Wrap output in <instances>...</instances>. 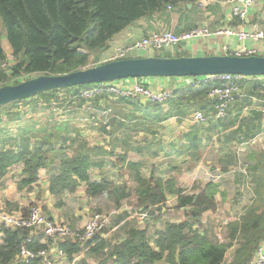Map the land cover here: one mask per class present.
<instances>
[{"label": "trees", "instance_id": "16d2710c", "mask_svg": "<svg viewBox=\"0 0 264 264\" xmlns=\"http://www.w3.org/2000/svg\"><path fill=\"white\" fill-rule=\"evenodd\" d=\"M188 2L0 0V87L22 82L12 79L25 73L67 74L104 63L100 62V53L107 50L114 36L126 27L154 14L168 13ZM4 38L16 62L11 68L1 71V65L6 61ZM183 53L177 52L175 56H183ZM259 78L253 76L241 81V95L230 104L224 118L215 117L218 102L209 96L219 82L205 81L204 77L196 78L194 84L174 89L172 97L164 104L106 94L85 100L80 96V90L87 86H79L48 90L0 106V187L6 186L13 167L21 165L22 172L14 187L18 191H33L40 182L41 170L45 169L47 188L52 195L74 192L85 184L88 197L107 195L119 206L131 195L130 188L103 173L100 179L92 177V171H102L106 159L113 152L102 147L100 142L92 144L84 135L86 130L83 132L78 125L79 119L86 117L98 122L99 135L111 138L119 132L157 136L165 121L176 118L182 122L198 111L204 112L208 120L202 125L208 121L209 125L202 128V125L190 123L182 140L172 144L175 156L167 153L171 159L185 160L188 157L199 160L207 142L236 145L251 141L264 131V80ZM254 97L261 103H255ZM36 98L45 108H57L68 103L70 110L65 119L46 125L34 120V124L11 127L10 124H16L22 116L20 106ZM246 110H249V115L241 117ZM106 111H109L107 115L102 114ZM121 146L126 147V153L130 150L142 152L141 146L132 147L128 141L122 140ZM160 153L161 150L153 152V156L158 157ZM227 156L235 155L230 153ZM250 161L247 178L242 173L239 177L247 184L252 200L238 217L226 224L225 241L212 235L204 223V216L218 209V195L226 196L220 183L207 181L202 187L186 192L172 180L146 179L139 171L141 164L131 163L129 166L135 171L134 178L138 184L135 194L141 211L151 212L156 206L161 209L171 195L177 198V207L186 210L185 219L164 223V228L156 230L153 236H150L149 228L126 222L123 236L115 243L98 234L85 244L66 240L59 245L70 261L89 246L87 251L99 256L97 264H252L264 242V151L252 150ZM22 212L27 214L28 210L22 209ZM123 218L120 216L118 221ZM1 231L0 264H41L40 258L29 263L18 258L23 246L35 251L47 248L41 237L29 240L31 232L26 228L4 226ZM234 245L235 253L228 260L227 252ZM78 264L90 263L84 259Z\"/></svg>", "mask_w": 264, "mask_h": 264}, {"label": "rangeland", "instance_id": "374dc122", "mask_svg": "<svg viewBox=\"0 0 264 264\" xmlns=\"http://www.w3.org/2000/svg\"><path fill=\"white\" fill-rule=\"evenodd\" d=\"M3 45L6 59L10 58L12 56L11 48L5 38L3 39ZM172 53L175 54L176 51ZM147 55L149 56V54ZM14 62L16 61L14 60ZM14 62L10 61L8 68H11ZM38 75L41 74L25 73L12 80L25 81ZM253 100L255 103H261L256 97ZM67 105L68 103H64L57 108H45L36 98L33 102L20 106L23 111L21 112L22 116L16 124L14 122L10 126L14 127V125H24L26 123L34 124V120H40L43 125L55 120H63L70 110ZM248 112L249 110L244 111L241 117L248 116ZM49 118L50 120H46ZM188 119L181 123L177 122L175 118L169 119L165 122L164 127L159 129L160 133L157 136L122 135V140L128 141L130 146L145 147L142 156L135 152L119 153L111 137H109L111 139H107L106 136L99 135L98 128L100 124L95 125L94 130L88 132L91 137L101 139L99 142L102 143V147H106L110 151L114 150L113 155L106 159L105 166L102 169L103 174L108 178L113 176L117 181H115L116 183L130 188L131 195L119 206L107 195L90 198L83 188H79L74 192H65L58 196L52 195L47 186L43 187L40 184L34 187L33 191L27 189L18 191L14 188L18 180H13L16 173L15 175L9 173L6 186L0 187V212H22V209L29 211L32 206L37 205L41 206L50 217H52L51 212L57 213L65 218L64 221H57L70 224L76 228H83L94 215L100 213L106 223H104L105 228L99 234L109 242L115 243L123 236L126 222L135 223L141 228H149L150 236H153L156 230L164 228V223L184 220L186 210L179 209L177 198L168 195V199L161 209L156 206L152 208L151 212H142L135 194V188L138 186L134 178L135 171L129 166L131 163H137L141 164L139 171L146 179L153 178L157 180L163 178L165 182L172 180L177 187L183 188L186 192L202 187L207 181L220 183L221 189L226 191V196L221 198L218 195V209L214 212H208L204 216V220L209 225L212 235L218 237L221 241H225L226 224L241 214L245 205L244 195L248 194L249 191L246 186L244 190L241 188L243 179L239 177V172H244L246 169L248 174L251 165L250 152L255 149L264 151V141L260 140L257 143L247 141L229 146L214 143L203 148L199 160H192L188 157L185 160H180L178 157L171 159L162 152L158 157H154L153 152H158L161 148H164V152L170 150L173 143L182 140L185 130L189 127L190 122L188 123ZM3 120L6 121L5 118ZM208 125L209 121L200 127L206 128ZM230 153L235 156H227ZM11 180L13 181L10 183ZM120 216H124V218L118 221ZM3 228V224L0 223V238ZM106 252H109V249ZM233 252L232 249L228 250L227 259L231 258ZM76 257H78V263L84 259L87 260V258L90 260L96 258V262L99 259L97 254L90 253V251L82 252ZM65 264L74 263L68 260Z\"/></svg>", "mask_w": 264, "mask_h": 264}, {"label": "built area", "instance_id": "2783aa9c", "mask_svg": "<svg viewBox=\"0 0 264 264\" xmlns=\"http://www.w3.org/2000/svg\"><path fill=\"white\" fill-rule=\"evenodd\" d=\"M230 5L233 17L245 21L250 11L255 7L257 0H226ZM237 36L242 42V46L236 50L235 55L251 56L264 52V28L255 23L251 29L234 30L228 28L225 30L212 31L207 25H199L187 31L177 33L172 30L157 31L149 36L137 40L129 45L119 47L114 50L108 61L118 60L129 57H136V53H145L149 56H155L164 52H180L184 43L193 40L209 38L212 35ZM246 40L258 42L255 47H248ZM175 53V54H176ZM174 54V53H173ZM174 54V55H175ZM12 55L1 65V71L8 69L9 62H14ZM202 78V77H197ZM245 76L233 74H216L205 78V81H218L211 92L210 97L217 100L215 106L216 118H224L227 115L230 104L241 95V81ZM146 78L123 79L114 82H103L92 84L80 90V96L85 100H91L98 95H110L112 97H126L139 99L144 103L164 104L173 94L170 88H155L145 81ZM184 86L194 84L195 77H181ZM259 80H264L260 76ZM208 117L204 112H196L189 120L193 125H202L207 122ZM264 141V131L252 138L251 143ZM0 223L6 228H26L30 230L32 237H41V242L47 248L35 251L26 246L20 250L18 258L21 262L29 263L40 258L41 264H58L57 258L68 259L66 251L60 247L59 243L66 240L80 241L85 244L95 238L105 227L106 220L100 213L94 215L83 228H76L70 224L59 222L51 218L44 212L41 206H32L27 214L23 212H0ZM86 247L85 249H88ZM54 252V254L52 253ZM252 264H264V247L257 250L256 257Z\"/></svg>", "mask_w": 264, "mask_h": 264}, {"label": "crops", "instance_id": "0c3cea01", "mask_svg": "<svg viewBox=\"0 0 264 264\" xmlns=\"http://www.w3.org/2000/svg\"><path fill=\"white\" fill-rule=\"evenodd\" d=\"M169 9L171 10V8ZM255 23L260 24L264 28V0H257L255 7L250 11L248 18L245 21H241V20L239 21V19L232 16L230 5L226 2V0H189L188 3L183 4L179 8L173 9L168 13H162V14L157 13L151 17L140 19L139 21L126 27L123 31H121L116 36H114V38L109 43V48L100 53V60H102L100 62H107L110 56L114 53L115 49L129 45L157 31L172 30L174 32L181 33V32L187 31L199 25H207L212 31L225 30L228 28H232L234 30H242V29L248 30V29H251ZM245 44L248 47H255L258 44V42H255L253 40H246ZM241 46H242V42L239 40L237 36H227L225 34L212 35L209 38H205L201 40H193L191 42L182 44L180 53L184 52L185 54L183 53L182 54L183 56H207V55H224V54H234L235 55L236 50H238ZM262 46H264V44H262ZM136 55L137 56H148L145 53H136ZM164 55H171L170 57L175 56L172 52H164L162 53L161 56H164ZM258 55H264V52H260ZM145 81L147 84L155 88H170L172 90L184 85V81L180 80L179 78L148 77L145 79ZM108 113L109 111H106V112H103L102 114L107 115ZM78 121H79L78 125L83 129V132L86 130L84 135L87 136V139H89L91 143L93 142L92 144L99 143V141L101 140L100 138H93L90 136V134H88V132L90 133L91 131H93L94 130L93 127H95V125L99 123L94 122L91 119H87L86 117L81 118ZM188 123H189V120H188ZM188 126H190V123L188 124ZM188 128L189 127H187L184 134L188 131ZM122 135L124 134L122 132H119L112 137V140H113L114 146L117 148V151L119 153H123V152L126 153L124 151L126 147L121 146ZM125 135L130 136V134H125ZM134 136L150 137V136H156V135H152V134L144 135L143 133H137ZM106 137L107 139H111L108 136ZM117 139L119 141L116 143ZM178 143L179 141L173 144H178ZM209 145H213V144L207 142L205 143L204 147L209 146ZM144 149L145 147H142L141 153H137L135 150H130L129 152H135L138 155L142 156ZM106 150H108V148H106ZM161 152L165 153L166 156L169 154V152H171L170 156H175V151L173 150L172 145H171V149L165 152H164V148H161ZM21 172H22L21 165H17L13 167L11 173L14 175L16 173V176L13 178V180H19ZM102 173L103 172L101 170L99 171L93 170L91 174L93 178L100 179ZM239 173L245 174V179L248 176V174L246 173V169L244 172H239ZM110 177L114 181H116V179L113 176H110ZM13 180L9 182L11 183ZM39 184L42 185L43 187L45 186L48 187L47 172L45 169L41 170L40 172ZM245 186L246 188H248L247 184L244 181H242L241 188L243 190ZM79 188L85 189V184H81ZM4 191L6 192L7 189ZM251 200H252V194L250 191H248V194L244 195L245 205L247 203H250ZM51 215H52V218H54L55 220L64 221L65 219L64 217L58 215L57 213L51 212ZM204 223H205V220H204ZM206 225H207V228L209 229V225L208 224ZM1 241L2 239L0 238V242ZM260 247H264V242L262 246ZM230 249L234 251L231 256L232 258L235 253L236 245L232 246ZM87 250L88 249H85L84 252H86ZM52 253L54 254L53 251ZM68 260L69 259L57 258L58 264H65L66 261ZM96 260H97L96 258H93L92 260L87 258V261L90 264H97ZM72 262L74 264L75 263L77 264L78 257H76Z\"/></svg>", "mask_w": 264, "mask_h": 264}, {"label": "water", "instance_id": "95a60500", "mask_svg": "<svg viewBox=\"0 0 264 264\" xmlns=\"http://www.w3.org/2000/svg\"><path fill=\"white\" fill-rule=\"evenodd\" d=\"M233 74L264 76V55L141 56L107 61L67 74H41L0 87V106L60 88L89 86L134 78L205 77Z\"/></svg>", "mask_w": 264, "mask_h": 264}, {"label": "bare ground", "instance_id": "6f19581e", "mask_svg": "<svg viewBox=\"0 0 264 264\" xmlns=\"http://www.w3.org/2000/svg\"><path fill=\"white\" fill-rule=\"evenodd\" d=\"M11 54V53H10Z\"/></svg>", "mask_w": 264, "mask_h": 264}]
</instances>
